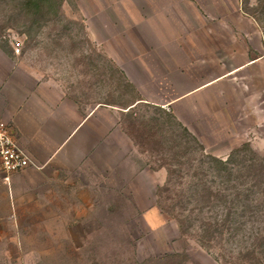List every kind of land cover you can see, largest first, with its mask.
<instances>
[{"label":"rangeland","instance_id":"1","mask_svg":"<svg viewBox=\"0 0 264 264\" xmlns=\"http://www.w3.org/2000/svg\"><path fill=\"white\" fill-rule=\"evenodd\" d=\"M119 1L0 0V73L99 107L112 148L95 167L111 187L80 210L66 209L72 196L3 185L0 264H264V61L242 83L199 89L217 73L204 61L216 43L148 50L153 36L121 25V7L137 4ZM242 9L264 35V0Z\"/></svg>","mask_w":264,"mask_h":264},{"label":"crops","instance_id":"2","mask_svg":"<svg viewBox=\"0 0 264 264\" xmlns=\"http://www.w3.org/2000/svg\"><path fill=\"white\" fill-rule=\"evenodd\" d=\"M118 3L137 4L136 14L127 12L130 7H121V25L133 27L132 33L136 35L153 36L148 50L171 52L193 42L216 43L215 50H207L204 61L206 66L215 65L217 73L202 78L199 89L226 78L242 83L247 78L246 68L264 61L263 32L256 20L243 11L242 0ZM163 61L158 65L164 66ZM25 73H0V119L9 124L12 137L36 163V167L10 176L12 196L16 197L21 187L28 191V196H72L67 202L76 203L66 209L80 210L82 196L105 187L107 179L109 187L112 183V175L98 174L95 168L112 162L106 132L96 122L99 107L81 109L58 84ZM3 185L0 180V189ZM2 192L5 197L1 201L8 204L6 191Z\"/></svg>","mask_w":264,"mask_h":264},{"label":"built area","instance_id":"3","mask_svg":"<svg viewBox=\"0 0 264 264\" xmlns=\"http://www.w3.org/2000/svg\"><path fill=\"white\" fill-rule=\"evenodd\" d=\"M15 54L20 52V40L11 41ZM27 167H36L29 154L17 143L10 133L9 124L0 119V180L9 186L10 176Z\"/></svg>","mask_w":264,"mask_h":264}]
</instances>
